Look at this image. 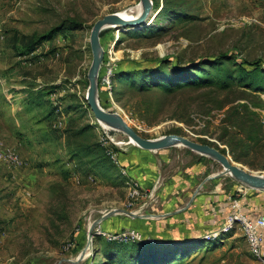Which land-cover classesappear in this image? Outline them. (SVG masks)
<instances>
[{
    "label": "rangeland",
    "instance_id": "obj_1",
    "mask_svg": "<svg viewBox=\"0 0 264 264\" xmlns=\"http://www.w3.org/2000/svg\"><path fill=\"white\" fill-rule=\"evenodd\" d=\"M158 2L149 25L101 32L98 104L118 113L143 138L158 139L181 128L189 139L197 142L200 137L214 143L232 161L264 175L263 134L256 143L230 140V136L221 143L217 126L225 117L222 112L193 115L196 125L189 128L170 120L167 111L145 113L127 78L113 79L119 66L125 71L140 70L165 58L180 66L221 54L264 62V0ZM139 11V0H0V154L11 150L19 157L17 165L0 158V264H106L101 263L99 252L103 242H117L109 238L117 240L112 237L130 229L106 231L102 220L90 236L95 221L111 212L113 218L136 220L114 212L117 210L145 222L156 219L159 195L149 200L141 189V198L133 202L127 184L130 179L119 163L109 158L113 171L103 175L93 169L90 173L69 154V145L76 143L98 144L103 153L114 151L117 158L139 149L125 134L99 124L85 100L93 24L105 15L121 12L134 20ZM69 20L78 22L80 28L57 34L28 54H15L13 46L20 48L23 37L44 34ZM108 70L110 88L102 84ZM261 98L264 100V94ZM52 106L57 111L49 117ZM261 116L264 123V111ZM82 128H86L83 135L73 136ZM157 152L156 156L168 158L159 166L164 179L195 165L203 168L202 178L210 177L212 185L220 184L232 199L255 196L211 157L184 147ZM98 172L101 176L94 174ZM143 203L146 206L141 207ZM185 262L261 264L250 253L238 224L226 235L220 234L208 249H196Z\"/></svg>",
    "mask_w": 264,
    "mask_h": 264
},
{
    "label": "trees",
    "instance_id": "obj_2",
    "mask_svg": "<svg viewBox=\"0 0 264 264\" xmlns=\"http://www.w3.org/2000/svg\"><path fill=\"white\" fill-rule=\"evenodd\" d=\"M152 4L154 10L159 8L158 0H152ZM176 11L178 10H174ZM177 14L182 15L179 12ZM79 28L78 22L69 20L44 34L23 37L20 48L13 46L16 49L15 54H28L55 35ZM123 76L141 98L143 110L147 114L167 111L170 120L174 119L190 128L196 125L193 115L208 117L212 112H222L225 117L217 126L218 140L221 143H224L228 136L230 140L239 138L238 140L242 142L256 143L260 134L264 135L261 116V112L264 111V100L261 98V94H264L262 60H239L237 55L221 54L213 59L202 58L180 66L178 62L165 58L159 59L154 67L125 71L119 66L114 70L113 79ZM41 93L35 95L37 100ZM39 103L41 102L36 104ZM56 111L53 106L49 108V117ZM84 129L86 128L74 132L73 136L83 135ZM172 133L187 136L181 128L172 130ZM239 136H243L242 140ZM196 141L225 154L224 150L214 143L200 137H197ZM104 153L98 144L69 145L71 159L88 167L90 173L93 169L100 170L103 175L113 171L114 166L107 153L105 151ZM94 174L101 176L99 172ZM213 241L201 239L165 242L155 240V243L104 241L99 252L103 258L101 263L106 264H186L188 263L185 262L186 259L192 256L196 249L200 247L208 249L213 245Z\"/></svg>",
    "mask_w": 264,
    "mask_h": 264
},
{
    "label": "crops",
    "instance_id": "obj_3",
    "mask_svg": "<svg viewBox=\"0 0 264 264\" xmlns=\"http://www.w3.org/2000/svg\"><path fill=\"white\" fill-rule=\"evenodd\" d=\"M154 153L159 152L135 148L118 156L122 170L144 191L161 180L160 163L164 164L168 161L167 156H156ZM203 174V168L194 165L166 179L162 178L158 192L160 202L157 208L158 215L153 222H145L140 218L127 220L110 216L102 222L103 228L106 231L130 229L162 242L205 240L206 236L220 232L226 223V218L233 211L231 196L220 184L212 185L208 180L209 177L202 178ZM253 191L250 194L255 193L254 197L248 198L243 195L239 200L241 212L250 219L264 215L262 206L264 193Z\"/></svg>",
    "mask_w": 264,
    "mask_h": 264
},
{
    "label": "water",
    "instance_id": "obj_4",
    "mask_svg": "<svg viewBox=\"0 0 264 264\" xmlns=\"http://www.w3.org/2000/svg\"><path fill=\"white\" fill-rule=\"evenodd\" d=\"M142 9L138 18L132 21H125L120 18L117 13L108 14L97 20L90 31V49L92 62L87 75L88 88L85 96L87 106L93 114L95 120L100 124H104L108 128L121 132L128 136L134 145L144 151L157 152L160 150L169 149L172 147H184L200 155L211 157L215 159L223 169L232 176L237 182L248 187L251 190L264 191V175L259 172L250 171L236 162L229 159L225 154H222L219 150L212 146L195 142L188 137L168 134L158 139H146L138 134L132 127H130L126 121L116 112H109L103 109L97 100V80L102 61V48L100 46V33L106 28H114L116 30L122 29L123 31L140 29L149 25L152 19L155 17L153 10V4L151 0H139ZM210 179V177H209ZM116 213H124L131 218L136 217L134 214L126 212L124 210L114 211ZM112 212L103 216L99 220L95 221L90 229L89 235L92 234V229L96 227L102 220L112 216ZM141 241H147L155 243V239L146 237L141 234Z\"/></svg>",
    "mask_w": 264,
    "mask_h": 264
},
{
    "label": "built area",
    "instance_id": "obj_5",
    "mask_svg": "<svg viewBox=\"0 0 264 264\" xmlns=\"http://www.w3.org/2000/svg\"><path fill=\"white\" fill-rule=\"evenodd\" d=\"M111 74V70H108L106 76L103 78L102 84L108 88L109 84V76ZM107 155L112 160L113 163L118 164L117 154L114 151H107ZM0 158L11 165H17L19 163L18 155L9 150L6 153H1ZM123 173H125L123 171ZM129 188V196L133 202L137 201L141 198V188L136 181L129 180L127 182ZM161 186V181H156L149 190H146V197L150 200L155 198V194H158L159 188ZM144 191V190H143ZM144 192V193H145ZM146 206V203H143L141 207ZM231 208L232 212L226 218V223L224 227L220 230V232L213 234L212 236H206L205 240H214L219 238L220 234H226L229 232L234 224H238L241 226L243 230L244 236L247 240V244L249 247L250 253L256 257L261 264H264V215L259 216L256 219L248 218L240 209L239 200H235L231 198ZM109 238V237H108ZM113 239L119 238L117 240L110 241H118V242H127V241H141V234L136 231H127L124 232L120 236H114Z\"/></svg>",
    "mask_w": 264,
    "mask_h": 264
},
{
    "label": "bare ground",
    "instance_id": "obj_6",
    "mask_svg": "<svg viewBox=\"0 0 264 264\" xmlns=\"http://www.w3.org/2000/svg\"><path fill=\"white\" fill-rule=\"evenodd\" d=\"M141 12H142V9H141V6H140V11H139V13H138V15H140L141 14ZM137 15V16H138ZM118 16L120 17V18H122L123 20H125V21H132V20H130V19H133V18H131V17H128V14L126 13V12H121V13H119L118 14ZM136 16V17H137ZM109 28V27H108ZM107 29V28H106ZM119 30H121V29H119ZM102 124V123H101ZM104 125V124H103ZM128 137V136H127ZM128 139L132 142V140L128 137ZM132 144H134L133 142H132ZM226 172V171H225ZM228 174V173H227Z\"/></svg>",
    "mask_w": 264,
    "mask_h": 264
}]
</instances>
